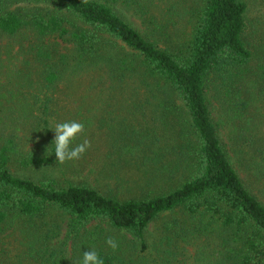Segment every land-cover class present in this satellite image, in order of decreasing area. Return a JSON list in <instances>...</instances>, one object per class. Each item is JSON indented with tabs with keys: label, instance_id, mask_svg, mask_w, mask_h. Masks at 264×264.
I'll return each mask as SVG.
<instances>
[{
	"label": "trees",
	"instance_id": "1",
	"mask_svg": "<svg viewBox=\"0 0 264 264\" xmlns=\"http://www.w3.org/2000/svg\"><path fill=\"white\" fill-rule=\"evenodd\" d=\"M159 1L0 0V264H264V0ZM125 95L108 111L151 121L121 147L131 191L106 164V194L11 171L52 161L57 123L89 127L78 101ZM62 218L68 249L45 243Z\"/></svg>",
	"mask_w": 264,
	"mask_h": 264
},
{
	"label": "rangeland",
	"instance_id": "2",
	"mask_svg": "<svg viewBox=\"0 0 264 264\" xmlns=\"http://www.w3.org/2000/svg\"><path fill=\"white\" fill-rule=\"evenodd\" d=\"M24 2L25 1H21V3ZM33 3L35 4L34 1ZM165 6V0H160L158 2L157 10L154 12V15L158 19L163 18ZM254 9L258 11L261 10V13L264 14V7L261 6V3H255ZM254 16L255 14L253 15L252 13H250L248 15L247 21L251 23V21H253L254 19ZM127 20L134 26H136V22L132 18L128 17ZM260 20H262V18H260ZM176 31L180 33L179 23H177L176 25ZM261 33V39L264 40V31ZM69 98L73 99V97ZM122 98V105L118 106L117 108L113 107L114 104L118 103L114 98H101L100 100L90 99L85 103L78 101L76 106H82V104H84L82 108L85 110L84 114L77 117V119L80 117H83V119H91L89 120V127H86L84 133L80 135V140H82L83 142L84 139H88L91 142V147L82 155L83 157H81L80 159L67 161L63 164H60L56 161L55 155H53L52 161L50 163L40 167H20L16 162H14L10 168L11 171L22 177H29L35 182L51 180L54 182V185L58 187L66 186V184L68 183L80 184L87 182L90 186L98 190L100 193L106 194L108 192H116L114 189L119 187V184L114 180L108 179L107 176L99 175L98 168L106 164L107 167L109 166L108 168L112 169L110 170L106 168V170L110 173H113V171L117 172L121 176L120 179L122 180V186H125L126 191H131L129 187L134 183H139V181L137 180V175L139 174V172H142V167L133 160V158L135 159L137 155L132 157L129 152L122 153L123 151H121V147L124 145V143L127 144L128 136H133V131L136 129V127L140 128V130H142L143 128L148 129L147 126H151V121L149 120L150 113L144 112L134 115L131 114L127 117L128 120L125 123L123 120L124 115L117 116L115 115L116 111H114L125 109L126 104L124 102H128L129 97L125 95ZM107 104H109V106ZM61 105H64L65 109L68 108L67 103H62ZM73 105L75 104L73 103ZM109 108L114 109L111 110L112 113H110L111 111H108ZM71 110L72 114L76 111H74V109L72 108ZM108 117L109 121L106 122L105 120ZM129 121L131 122L128 128H126L124 124H127ZM131 123H133L132 126ZM138 123L140 125H137ZM124 137L125 139L127 138L125 140L126 142L122 140V138ZM80 140L79 138H76L73 141V146H75ZM118 153H122L123 155H119ZM125 159H127V161H125ZM84 162L85 166L84 168H82V170H80V166H82L81 163ZM236 165L237 164H235V166ZM90 168L93 169V173L90 172ZM238 172L240 177L245 178L244 173L240 169H238ZM132 192L136 191L133 189ZM47 217L51 219L50 215H47ZM57 217V219H59V216ZM36 222L42 229L47 228V226L43 225L38 218L36 219ZM65 222V218H62L61 221L57 220L58 228L56 229L54 235L49 236L46 239V244L54 248H69V241L66 239L67 230ZM161 229L162 224L160 221L152 222L148 227V234L151 236L157 235L156 230ZM126 237L129 238L128 236ZM9 239L12 240V238ZM183 253L185 254V257H188V254H192V250L189 247H186ZM180 257L181 255L178 258Z\"/></svg>",
	"mask_w": 264,
	"mask_h": 264
},
{
	"label": "clouds",
	"instance_id": "3",
	"mask_svg": "<svg viewBox=\"0 0 264 264\" xmlns=\"http://www.w3.org/2000/svg\"><path fill=\"white\" fill-rule=\"evenodd\" d=\"M53 131L55 133L52 141L54 142V154L56 161L60 164L80 159L91 147V142L88 139L73 146V141L85 131L83 122L76 120L60 122L55 125ZM105 243L114 251L119 247L113 237H107ZM81 264H105V261L95 249H89L82 253Z\"/></svg>",
	"mask_w": 264,
	"mask_h": 264
}]
</instances>
